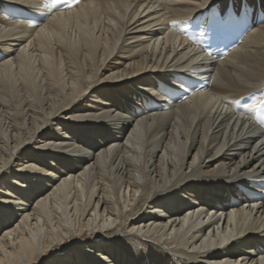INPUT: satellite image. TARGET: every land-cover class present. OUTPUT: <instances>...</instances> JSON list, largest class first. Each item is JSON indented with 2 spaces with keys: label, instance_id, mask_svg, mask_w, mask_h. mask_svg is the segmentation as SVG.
Masks as SVG:
<instances>
[{
  "label": "bare ground",
  "instance_id": "obj_1",
  "mask_svg": "<svg viewBox=\"0 0 264 264\" xmlns=\"http://www.w3.org/2000/svg\"><path fill=\"white\" fill-rule=\"evenodd\" d=\"M247 2L221 59L181 34ZM44 11L0 0V264H264V127L234 109L264 90V0Z\"/></svg>",
  "mask_w": 264,
  "mask_h": 264
}]
</instances>
